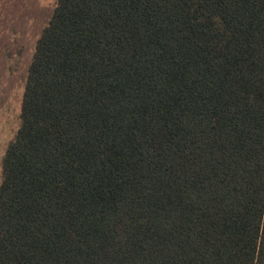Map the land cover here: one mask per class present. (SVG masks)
Here are the masks:
<instances>
[{
    "label": "trees",
    "instance_id": "obj_1",
    "mask_svg": "<svg viewBox=\"0 0 264 264\" xmlns=\"http://www.w3.org/2000/svg\"><path fill=\"white\" fill-rule=\"evenodd\" d=\"M0 181V264L264 263V0H57Z\"/></svg>",
    "mask_w": 264,
    "mask_h": 264
},
{
    "label": "rangeland",
    "instance_id": "obj_2",
    "mask_svg": "<svg viewBox=\"0 0 264 264\" xmlns=\"http://www.w3.org/2000/svg\"><path fill=\"white\" fill-rule=\"evenodd\" d=\"M56 1L0 0V181L5 149L20 125L28 66Z\"/></svg>",
    "mask_w": 264,
    "mask_h": 264
},
{
    "label": "crops",
    "instance_id": "obj_3",
    "mask_svg": "<svg viewBox=\"0 0 264 264\" xmlns=\"http://www.w3.org/2000/svg\"><path fill=\"white\" fill-rule=\"evenodd\" d=\"M264 264V263H263Z\"/></svg>",
    "mask_w": 264,
    "mask_h": 264
}]
</instances>
